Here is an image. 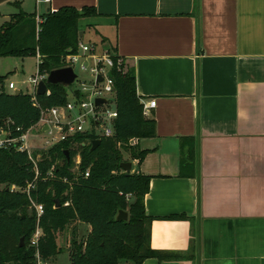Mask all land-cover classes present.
I'll list each match as a JSON object with an SVG mask.
<instances>
[{"label":"crops","instance_id":"1","mask_svg":"<svg viewBox=\"0 0 264 264\" xmlns=\"http://www.w3.org/2000/svg\"><path fill=\"white\" fill-rule=\"evenodd\" d=\"M43 5L40 15L96 10L81 21L134 70L156 121V136L136 143L149 153L133 171L151 177V248L174 258L142 264H264V0Z\"/></svg>","mask_w":264,"mask_h":264},{"label":"trees","instance_id":"2","mask_svg":"<svg viewBox=\"0 0 264 264\" xmlns=\"http://www.w3.org/2000/svg\"><path fill=\"white\" fill-rule=\"evenodd\" d=\"M14 5L19 12L0 28V57L24 59L39 54L38 69L42 73L62 68L64 58L78 51L81 19L97 15L93 8L79 11L64 7L44 13L43 22L37 25L36 13H25L19 2ZM111 76L118 111L115 135L102 138L94 151L88 144L91 137H77L78 142L86 143L79 148L80 171L73 172L77 151L71 148L70 141L42 153L38 177L26 153L0 150V264H38L37 254L41 262H47L62 252L58 241L69 228H73L68 249L71 264H142L150 258H174L151 248L153 218L145 211L151 177L136 171L126 173L121 168L125 161L122 150L129 152L138 165L143 162L149 152L129 142L155 137L156 121L144 114L134 70L122 72L115 68ZM6 79L7 76L0 77V124L11 120L14 126L28 130L39 121L40 109L30 94L8 93ZM67 95L62 86L49 85L48 92L36 100L40 107L52 108L65 105ZM183 154L182 165L190 168L193 150L183 145ZM52 167L55 176L50 178L47 174ZM87 170L89 176L85 177ZM29 184L33 188L27 194L24 190ZM12 186L19 190L12 191ZM32 201L44 206L40 219L31 208ZM121 210L128 213L127 221H116ZM74 224L91 230L85 238L78 239ZM38 226L43 235L38 247H34L31 238Z\"/></svg>","mask_w":264,"mask_h":264},{"label":"built area","instance_id":"3","mask_svg":"<svg viewBox=\"0 0 264 264\" xmlns=\"http://www.w3.org/2000/svg\"><path fill=\"white\" fill-rule=\"evenodd\" d=\"M51 0H36V7L39 8L41 4H49ZM42 15L39 11L36 12V22L40 25ZM37 69L41 62V56L37 57ZM62 68L71 67L77 79L73 83L74 90L67 89V102L63 106L52 108H42L37 103V90L39 84L45 81L49 72L42 73L37 70V73L30 76L25 82L28 85L26 93L31 95L34 105L40 109L39 121L30 129L25 130L22 127L14 126L11 120L0 124V150H14L19 153H26L29 160L34 165L36 177L39 176V162L43 152H47L62 142H71V148L77 151L74 158L73 172L80 171L82 162L80 154V146H85L86 143L77 141V137L84 135L91 137L88 144L92 145L93 140H101L102 138H111L115 135V121L118 118V111L115 102V82L111 76V71L117 69L125 72L127 67L122 57L117 55L112 48L105 47L97 42L79 43L78 51L76 53L68 54L62 64ZM81 72H89L91 76L90 82L82 81L80 74L76 68ZM101 77L102 81L98 78ZM6 89V88H5ZM8 89L14 93L16 86L13 82L9 83ZM48 92V91H47ZM97 99H105L107 103L97 105ZM110 99L114 100V106L110 107ZM143 104V102H142ZM154 105V102L152 103ZM143 111L145 116H150V108L143 104ZM38 129L39 133L46 135L47 139L41 146H32L30 143V136L33 130ZM55 167L48 171V177L53 178ZM89 176V170L85 173V177ZM32 184H29L25 193L30 194ZM12 191L19 190L16 186H12ZM66 206L69 203L65 204ZM36 212L37 218L40 219L44 214V206L32 201V207ZM43 232L37 227L35 233L31 238V245L38 247L40 238ZM38 264H41L39 255L37 254Z\"/></svg>","mask_w":264,"mask_h":264},{"label":"rangeland","instance_id":"4","mask_svg":"<svg viewBox=\"0 0 264 264\" xmlns=\"http://www.w3.org/2000/svg\"><path fill=\"white\" fill-rule=\"evenodd\" d=\"M15 1H21L23 2V8L25 13L27 14H35L36 13V0H13L10 3L0 5V28L4 24L5 21H8L10 18V15H14L17 13L15 9ZM45 6L41 4L40 9H44ZM41 11V10H40ZM44 11V10H43ZM80 29L82 31H85V35L80 37L81 41L84 43H89V42H96L95 36H93L90 33V26L86 25L85 22H80ZM37 59L35 57H27L24 59H18L17 61L13 60L12 58H5V57H0V75H7V79L4 81V86L5 90L13 94L14 92L12 90L8 89V84L10 81H13L17 87H19L22 92L26 93L28 91V85L25 83L28 78L34 74L37 73ZM77 72L80 74L81 80L90 82L92 79L89 72H81L79 68L77 67ZM6 82V84H5ZM114 106V100L110 99V107L112 108ZM47 139L46 135H42L39 133L38 129H35L32 131L31 136H30V143L32 146H41L43 142ZM137 141L135 139H132L129 142V145H135ZM123 152V157H124V162H132V160L129 152L122 150ZM136 166H134L135 168ZM134 172V171H133ZM29 212H32L31 209H29ZM77 230V235L78 239L85 238L90 231V227L79 224V225H73ZM73 228H69V230L59 238V247L61 248L62 252L48 260L47 262H41V264H71L70 258H69V245L70 241L72 239V231ZM126 264V263H123Z\"/></svg>","mask_w":264,"mask_h":264},{"label":"water","instance_id":"5","mask_svg":"<svg viewBox=\"0 0 264 264\" xmlns=\"http://www.w3.org/2000/svg\"><path fill=\"white\" fill-rule=\"evenodd\" d=\"M6 0H0L1 2H4ZM50 12V10L48 11ZM83 36V31L80 33V37ZM77 79V75L75 74L74 70L71 67L67 68H60L56 70H52L47 79L45 81H42L39 84L37 94L39 96L45 95L48 91V86L49 85H59L62 86L65 89H70L71 91L74 90V87L72 86L73 83H75ZM99 81H102V78H98ZM20 91H16L15 94H19ZM97 105L107 103V100L105 99H97L96 101ZM101 140H93L92 145H91V151H94L97 149V147L100 145ZM66 158L70 160V153L69 151H65ZM121 168L123 169L124 172L130 173L133 171V163L132 162H124L121 164ZM128 213L125 211H119V214L116 218V221L122 222V221H127L128 220ZM24 245V238L21 239V246Z\"/></svg>","mask_w":264,"mask_h":264}]
</instances>
